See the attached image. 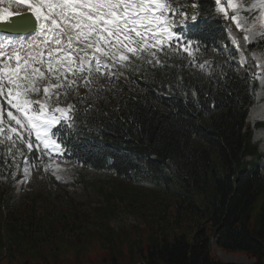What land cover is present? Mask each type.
<instances>
[{
  "label": "trees",
  "instance_id": "16d2710c",
  "mask_svg": "<svg viewBox=\"0 0 264 264\" xmlns=\"http://www.w3.org/2000/svg\"><path fill=\"white\" fill-rule=\"evenodd\" d=\"M182 1L188 22L176 31L199 44V51L193 57L182 52L171 58L161 56L164 65H145L138 72H127L126 82L116 79L108 85L105 81L103 90L110 106L95 111L92 101L83 99L78 107L87 114L77 121L79 131L70 141L73 154L57 159L129 183L146 182L161 192L173 183L172 197L167 199L152 193L149 200L142 189L129 188L127 208L142 218L144 226L114 231L106 215H100L104 220L100 228L103 238L98 237L102 248L118 238L127 242L132 234L143 237L140 233L150 232L145 250L135 241L142 264H224L215 261L213 246L221 252L243 253L251 264H264V178L259 173L258 146L252 143L253 133L246 122L260 71L253 54L264 58V41H256L247 54L244 74L239 76L232 64L238 58L228 30L238 37L244 33L230 22V14L220 13L214 0ZM193 12L196 21H191ZM202 63L203 69L199 67ZM143 201L150 202V214L134 207ZM20 218L30 224L33 220L31 216ZM59 219L69 221L70 227L76 225L64 214ZM170 220L177 227L188 228L174 240L166 235L159 239L160 222L168 225ZM84 233L83 239L71 241L45 232L44 237H30L27 241L34 242V249L28 245L24 250L34 261L58 257L66 250L62 248L67 241L74 250L79 245L84 251L85 235L97 237L90 230ZM2 245L0 236V261ZM116 251L122 263L113 260L112 264L137 263L132 262V249L130 257Z\"/></svg>",
  "mask_w": 264,
  "mask_h": 264
},
{
  "label": "snow or ice",
  "instance_id": "6c2138e0",
  "mask_svg": "<svg viewBox=\"0 0 264 264\" xmlns=\"http://www.w3.org/2000/svg\"><path fill=\"white\" fill-rule=\"evenodd\" d=\"M4 0H0L2 4ZM19 0H9V3ZM214 0L217 10L228 15L240 29L238 37L229 28L231 44L242 64L253 51L246 33L259 29L264 41V0L243 4ZM35 22L12 25L8 31L19 36L0 35V157L10 156L17 171L22 165L24 183L35 167L54 174L62 171L55 158L71 156L69 146L78 133L77 121L86 116L69 97L80 95L81 87L89 92L104 89L116 82L118 74L133 73L145 65H164L161 56L186 53L193 57L199 44L177 32L186 27L189 13L177 0H23ZM196 7L195 4L192 5ZM259 12L252 24L241 11ZM14 15L10 7H0V21ZM197 15L191 13V21ZM191 63V61H190ZM207 63V62H204ZM201 69L204 64H200ZM258 75V74H256ZM131 79V76L129 77ZM81 98V102H83ZM49 159L44 161V157ZM19 158V159H18ZM79 166V165H78ZM5 160L0 168L7 170ZM17 171H8L15 178ZM2 175V172H0ZM56 178L62 179L57 174Z\"/></svg>",
  "mask_w": 264,
  "mask_h": 264
},
{
  "label": "rangeland",
  "instance_id": "374dc122",
  "mask_svg": "<svg viewBox=\"0 0 264 264\" xmlns=\"http://www.w3.org/2000/svg\"><path fill=\"white\" fill-rule=\"evenodd\" d=\"M246 1L249 4L253 2L252 0H233V2L240 4ZM222 6H226V0ZM240 16L247 18L248 22L244 26L249 27L252 24V18L254 16H259V12H255L251 16L242 14H240ZM258 31L259 29H254L249 33L256 36L258 35ZM222 52L226 54L225 51ZM237 58V61H232V64L234 65L235 73L242 76L244 74L243 64L239 57ZM261 67L263 69L260 71L261 78L256 91L257 97L260 93H264V63H261ZM124 73L120 74L121 80H126ZM103 81L104 80H101L100 83L102 84ZM79 92V96L73 94L69 99H74V102L79 104L81 98L86 97V99L92 101V106L95 111H98L101 106H110L108 95L104 90L97 92L94 86L93 91L89 92L87 89L81 87ZM247 121L250 120L247 119L246 122ZM247 124L249 125V130L251 129L253 133L252 143L258 146L260 155L258 158L259 173L264 178V141H258V139H256V136H262L264 131L259 133L260 131H256L253 125L249 124V122H247ZM254 126L257 127L256 124ZM0 159L5 160L8 166L7 170L0 168V172L5 173V175H0V236L3 243L2 246L8 249L6 255L5 249L2 248V260L0 264H103L104 262L112 264L111 262L113 260H119L122 263L120 259L121 256L117 253L118 251H116V248L127 257H130V251L132 249L133 255H135V257H133L135 261L132 262H137L135 264H142L140 258H138L140 251L135 241L139 240L143 250H145L144 247L147 243V237L151 236V233H140L143 237L141 235L132 234L128 237L127 242L118 238L115 243L109 242L106 244V248H102L98 237L99 239L103 238V232H101L100 228L104 220L99 217L100 215H106L104 217L108 219L107 224L114 231L122 228L128 229L133 225H138L142 228L144 226L142 218L136 214H132L130 212L131 210L127 208L129 203V198H127L128 189H142L149 200L152 198L149 196L152 193L160 196V198L167 199L172 197L173 183L169 185L165 191L161 192L146 182L129 183L117 179L112 174L96 173L89 168L59 162L55 159L52 160V164H60L62 171L59 173L54 174L51 167L47 172L39 171L37 168L32 167L28 180L24 183H18L17 180L23 179L22 165L20 170L17 171L10 156L0 157ZM48 159L47 156L44 157L45 162H47ZM250 159V157H245V161L247 162H249ZM8 171H17V176L15 178L5 179V177L8 176ZM57 174H59L62 179L58 180L56 178ZM83 181L86 183H82ZM116 189L119 191H114ZM111 190L113 192H109L110 194L105 192ZM106 205H108V207L103 208ZM134 207L143 214H150L152 212L150 202L143 201L134 205ZM99 208L103 209L96 211ZM66 211H69L71 214L69 215ZM61 214H64L67 218H71L76 225L70 227L69 221L65 222L64 219H59ZM25 216H31L33 218L31 224L28 219L20 218ZM86 216L87 222H84ZM187 228V225L177 227L171 220L168 225H164L160 222L157 228V236L161 239L163 235H166L167 239L171 241L179 237V235L183 233V230L186 231ZM85 230L95 232L97 237L92 236L90 233L85 235L82 242L84 251L79 248V245H76L77 250H74L75 246L69 244L67 241L64 242L66 248H62L66 250L61 252L58 257L53 256L47 257L46 260L39 259L34 261L30 254L27 255L25 253V247L28 245L31 248L34 247L33 241L28 242L30 241V237L39 238L41 236L44 237L45 232L49 234L55 232L57 236L62 235L65 240L74 241L77 240L78 237L83 239ZM16 237H19V240L17 239L18 242L16 241ZM92 237H94V239H92ZM43 244L44 246L48 245L46 242H43ZM21 245H23V247H21ZM211 254L215 261L224 264L252 263V260L247 258L243 253L221 252L218 251L215 246H213Z\"/></svg>",
  "mask_w": 264,
  "mask_h": 264
},
{
  "label": "bare ground",
  "instance_id": "6f19581e",
  "mask_svg": "<svg viewBox=\"0 0 264 264\" xmlns=\"http://www.w3.org/2000/svg\"><path fill=\"white\" fill-rule=\"evenodd\" d=\"M0 7H5V8H9L10 7L11 11L14 13V15H12L11 17L17 16V15H20V14L31 13V11L28 9L27 5H26L25 10L21 9V8H17V7L6 5L4 3L0 4ZM0 23H4V21H0ZM0 35H2V34H0ZM252 36L254 37L253 34H252ZM263 86H264V83H263ZM258 100H260V101L262 100L261 102H264V93H260L259 94ZM262 114H263V112H262L261 107L259 105H256L255 107L250 109L249 114H248V120H251V121L254 122L255 119L260 117ZM256 139H258V141H262L263 136L257 135Z\"/></svg>",
  "mask_w": 264,
  "mask_h": 264
}]
</instances>
